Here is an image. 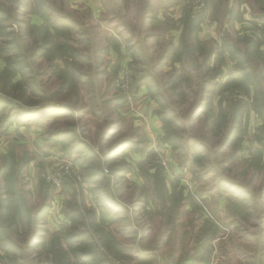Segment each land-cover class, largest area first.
<instances>
[{
    "label": "rangeland",
    "instance_id": "obj_1",
    "mask_svg": "<svg viewBox=\"0 0 264 264\" xmlns=\"http://www.w3.org/2000/svg\"><path fill=\"white\" fill-rule=\"evenodd\" d=\"M85 1L0 0V121L32 116L0 128V264H51L63 230L75 264H264V0ZM185 15L217 78L177 61ZM233 103L245 107L235 133ZM67 163L42 207L41 174Z\"/></svg>",
    "mask_w": 264,
    "mask_h": 264
},
{
    "label": "trees",
    "instance_id": "obj_2",
    "mask_svg": "<svg viewBox=\"0 0 264 264\" xmlns=\"http://www.w3.org/2000/svg\"><path fill=\"white\" fill-rule=\"evenodd\" d=\"M5 15H7L5 13V11L0 9V20L4 19ZM183 20H184V28L182 29L183 32H182V34L180 36L179 46L175 50V57H176L177 61H181V60L185 61V60H187L188 64L195 65L196 69H201V67L209 65L210 68H208L207 70H212V77L217 78L222 73L221 62L217 61V64L215 66H213V65L211 66L210 65L211 64V58H212V56L214 54L213 53L214 51L209 49V48H207L206 45L201 40H199L197 34L195 33L194 27H189V25H190V23L192 21L191 17L189 15H185V18H183ZM220 58H221V60H223L222 53L220 54ZM232 58L236 61V59L240 60V58H242V57L237 55V57L233 56ZM199 59H201L200 63H198ZM5 60H6V66L7 67H11V66L15 65V63L11 62L7 56L5 57ZM75 71L76 70H71L70 73L72 74ZM259 74L262 75V76L264 75V64H263V67L261 68V70L259 71ZM233 78H234L233 80H236V79H238V76H234ZM11 82H12L11 79L5 78L4 85H8ZM229 83H230V80L223 82V85L221 86V90H222L221 93H223L225 90H228ZM19 85L20 84L17 83V87ZM250 85L252 86V88L254 90V97L256 99V94H258V91H259L258 90V84L255 81H251ZM23 95H24L23 92L20 93V97L21 98L23 97ZM160 101L162 102V104H164V99L163 98H160V100H158L159 103H160ZM6 103H8L7 98H5L4 96H0V107L2 105L6 106ZM218 103H219V106H222V101L221 100H219ZM236 105H237V107H236ZM226 107L228 108L229 105H227ZM229 108L232 109V114H231L232 120L230 121V123H231L230 132H234L235 133L239 129V125H240L239 122L241 121V117H242L243 112L245 111V107H244V104H242V103H233L232 106L229 107ZM165 109L166 110H165L164 113H166V111L169 108H165ZM34 111H36V110H34ZM172 113H173V110L169 109L168 115L172 116ZM22 117H27V116H24V115L18 116V114H16L14 117H12L11 114L7 113L5 115V117H4V119L0 121V128L9 127L13 122L19 121ZM28 117H32V116H28ZM174 121H175V123H178L177 119H174ZM258 129L263 134L262 143L264 145V123ZM165 142L168 143L169 141L165 138ZM169 143L172 144V142H169ZM116 148L117 149L124 148V149H135V150H137L138 146L135 143H133L132 141H130V140H123V141L119 142V144H117ZM156 173H158V172H156ZM92 176H93V174H89L88 178L89 177L91 178ZM41 179L42 180L39 182V188H40L41 193H42V201H43L41 206L45 208V207H47L49 205V203L46 204V199L50 195L48 184L51 185L52 187H54V185L52 183H50V182H47L42 177H41ZM96 179H97V177L94 180H96ZM156 182H157V192L155 191L154 194L159 196V197H161L162 196L161 191L165 188V184L162 182L161 178H157ZM70 196L71 197L72 196L75 197L76 193L75 192H71ZM80 202H82L81 196H80ZM70 205L66 206L65 215L71 218L70 214L72 212L76 213L78 218L72 223L73 227H75L76 226V222L79 219L80 213H79V209L76 210L75 206H72V204H70ZM4 207L7 208L8 205H5ZM2 217H4V214L0 213V218H2ZM93 217H94V214H93L92 218ZM80 218H82V222H84L83 215ZM71 220H72V218H71ZM85 223H87V221H85ZM65 231L66 230H63L59 234L55 233V234L51 235L52 237L50 239H52V240L48 241L49 244L51 242V244H53V245H54L55 241L59 243V247L55 248L54 251L53 250H49V251H51L49 253L52 254V262H51V264H61L63 260H65V262L67 260H70L67 263H72V261H71L72 257H75V259H79L78 257H81V256H79L81 254L78 251L79 246H74L73 245V242H75V241H74L72 235L68 234L69 232H65ZM81 233H84V232H81ZM62 240H64L65 246H63V244H62ZM89 242L94 243L96 241H93L91 238H89ZM204 253L205 252H202L203 256L205 255ZM82 259L84 260L85 258H82ZM65 262H63V264H65ZM72 264H75V263L73 262Z\"/></svg>",
    "mask_w": 264,
    "mask_h": 264
},
{
    "label": "crops",
    "instance_id": "obj_3",
    "mask_svg": "<svg viewBox=\"0 0 264 264\" xmlns=\"http://www.w3.org/2000/svg\"><path fill=\"white\" fill-rule=\"evenodd\" d=\"M91 2L94 0H90ZM84 3H86L85 0H83V2L81 3V5H83ZM99 3V2H98ZM92 7H99L96 8V10H94L95 15H97L99 12L103 11V7L101 6V4H91ZM147 98V97H146ZM145 99V98H144ZM155 108V104H153V102L149 99V100H145L143 102V104H141V107L139 108L140 110V114H142V118L147 121V125L145 126V134H146V138L148 140H152L153 143H156L155 137H157L159 135H161V129H160V121L157 118V116L155 114H152V110ZM122 111H118V114L122 117ZM28 117V116H27ZM31 120V119H29ZM135 124H137V122H135ZM15 126H13L14 128ZM16 141V140H15ZM119 150V149H118ZM125 150V149H124ZM32 163H30L31 165ZM29 167V165H28ZM36 173V171H35ZM30 177L35 175L34 173H29ZM57 189V188H56Z\"/></svg>",
    "mask_w": 264,
    "mask_h": 264
},
{
    "label": "built area",
    "instance_id": "obj_4",
    "mask_svg": "<svg viewBox=\"0 0 264 264\" xmlns=\"http://www.w3.org/2000/svg\"><path fill=\"white\" fill-rule=\"evenodd\" d=\"M156 161L160 163V156L158 154ZM161 164V163H160ZM164 164V163H163ZM162 165V164H161ZM164 166V165H162ZM69 163L59 164L54 170L47 171L46 173L41 174V177L44 178L47 182L52 183L55 186L60 185L61 174L69 169ZM104 171L107 173L108 168H104Z\"/></svg>",
    "mask_w": 264,
    "mask_h": 264
}]
</instances>
